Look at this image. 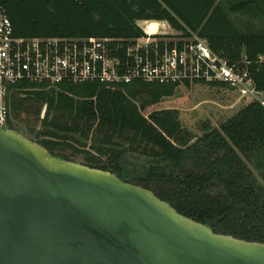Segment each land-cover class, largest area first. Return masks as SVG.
Instances as JSON below:
<instances>
[{"label":"trees","instance_id":"1","mask_svg":"<svg viewBox=\"0 0 264 264\" xmlns=\"http://www.w3.org/2000/svg\"><path fill=\"white\" fill-rule=\"evenodd\" d=\"M1 4L14 36L20 38L126 41L142 36L136 21H166L175 31L197 33L214 52L234 60L246 56L254 63L250 71L255 90L264 93V34L239 32L214 0H1ZM245 5L234 4L229 10L239 13ZM178 86L61 85L14 96L12 112L15 116L14 102L36 99L26 114L41 124L36 143L51 156L72 162L58 150H83L84 166L152 192L213 233L264 244V187L248 165L256 160L255 167L264 174V106L240 99L243 104L234 115L218 128L204 125L201 136L195 137L181 126L176 111L144 115ZM208 86L232 92L224 84ZM44 105L46 114L40 120ZM128 154L150 160L144 175L126 173L123 162Z\"/></svg>","mask_w":264,"mask_h":264},{"label":"water","instance_id":"2","mask_svg":"<svg viewBox=\"0 0 264 264\" xmlns=\"http://www.w3.org/2000/svg\"><path fill=\"white\" fill-rule=\"evenodd\" d=\"M42 107L40 120L46 114ZM0 127V264H264L152 192Z\"/></svg>","mask_w":264,"mask_h":264},{"label":"built area","instance_id":"3","mask_svg":"<svg viewBox=\"0 0 264 264\" xmlns=\"http://www.w3.org/2000/svg\"><path fill=\"white\" fill-rule=\"evenodd\" d=\"M142 36L107 38H20L14 36L0 0V127L13 117L12 99L61 85L132 83L157 85L224 84L240 99L264 106L251 79L246 56L231 59L214 52L205 39L166 21H136ZM262 58H258L261 62ZM257 63V62H256ZM37 84L39 88H23Z\"/></svg>","mask_w":264,"mask_h":264},{"label":"rangeland","instance_id":"4","mask_svg":"<svg viewBox=\"0 0 264 264\" xmlns=\"http://www.w3.org/2000/svg\"><path fill=\"white\" fill-rule=\"evenodd\" d=\"M221 6L227 14L232 25L241 33L264 34V0H214ZM250 2V4H247ZM246 3L239 13L230 12V6L234 4ZM23 88H39L37 84H25ZM230 89V88H229ZM231 90V89H230ZM219 89L203 84L180 85L174 89L173 95L164 97L159 103L149 106L144 115L154 111L172 110L179 116L181 126L199 137L202 134L204 125L218 128L228 118L234 115L242 106V101L237 96L236 91ZM261 98L264 100V93ZM250 98L247 99L249 101ZM37 100L24 99L14 102L13 108L16 110L15 116L7 125V129H12L24 138L33 141L34 133L38 123L36 117L28 112L30 105L36 104ZM40 138V137H39ZM89 145V142L87 143ZM80 149V148H77ZM85 151H90L88 147ZM91 152V151H90ZM58 153L66 156L70 161L83 165L87 154L83 150L71 148L60 149ZM150 165V160L135 154H128L123 162L126 173L132 176H142ZM249 167L264 187V174L257 169L256 160L248 163ZM127 177L128 180L131 178Z\"/></svg>","mask_w":264,"mask_h":264}]
</instances>
